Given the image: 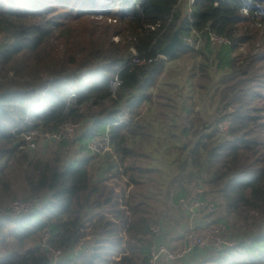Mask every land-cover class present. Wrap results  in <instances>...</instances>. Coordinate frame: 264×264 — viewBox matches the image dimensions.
I'll return each mask as SVG.
<instances>
[{
	"label": "trees",
	"instance_id": "obj_1",
	"mask_svg": "<svg viewBox=\"0 0 264 264\" xmlns=\"http://www.w3.org/2000/svg\"><path fill=\"white\" fill-rule=\"evenodd\" d=\"M98 1L0 0V264H51L50 248L91 241L90 257L69 254L63 264H148L160 241L152 225L173 231L172 252L182 247L181 199L212 205L209 224L230 239L254 233L191 259L264 264V0H194L189 14L178 0ZM175 30L198 34L199 44L165 60L157 52ZM207 31L227 42L211 44ZM184 58L194 61L186 81L196 96L212 88V120L166 74ZM74 123H92L75 139L76 158L20 148L24 134ZM105 131L110 151L91 154L88 142ZM161 146L167 172L156 166ZM13 201L33 207L13 216Z\"/></svg>",
	"mask_w": 264,
	"mask_h": 264
},
{
	"label": "built area",
	"instance_id": "obj_2",
	"mask_svg": "<svg viewBox=\"0 0 264 264\" xmlns=\"http://www.w3.org/2000/svg\"><path fill=\"white\" fill-rule=\"evenodd\" d=\"M178 3L184 8V11L189 14L191 11L190 6L194 3V0H178ZM242 13H246V10L242 9ZM156 25L158 26V24ZM151 29L153 30L154 27H151ZM207 38L213 45H220L224 42H227L223 37L217 35L212 31H207ZM113 40L117 41L118 38L113 37ZM199 40V35L196 34L195 38L188 36L182 39V42L183 44L191 48H197ZM135 55L136 54H134V56ZM109 86L111 95L114 96V93L120 86V80L117 77L114 78L109 83ZM91 125L92 123L66 124L54 133L42 134L31 132L28 134H24L22 137L23 146H21L20 148H24L31 152L36 151L39 145V140L47 144L59 143L63 141L73 142L77 138V136L80 137L82 135L81 133L83 131H86ZM220 128L222 131H225L227 129L225 125H221ZM110 147L111 141L107 131H105L102 135L93 137L87 144L88 151L91 154L98 156H103L108 153L110 151ZM189 189L193 190L197 194L202 193V188L195 186L194 183H191V185H189ZM178 203L179 205L184 207L187 220V228L181 232L182 247L179 250L172 252L169 249V244L158 241V243L156 242L150 248V259L148 261V264H159L162 259L168 262H176L192 255L197 251L204 254L210 250L219 251L223 248L234 247L235 242L228 238V231L224 225H209L207 227H203L205 229L202 230V227H198L193 222L194 219L201 213L209 215L213 210L212 205L206 206L201 200H195L192 204L187 205L186 202L181 199ZM32 207L33 204H31L30 202L13 201L9 204L6 213L13 216L22 215L24 213L27 214L28 212H30ZM164 221L165 220H163V222ZM161 230V223L154 224L150 228L151 233L154 234L156 238H158V236L160 235ZM49 236V232L44 233L42 238L39 240V244L43 247H47V240L49 239ZM93 247L94 242L91 241L85 247H77L76 249L68 251L67 253H64L60 249L50 248L49 253L51 257V264L65 263L68 259L69 254H75L79 257L88 258L92 254Z\"/></svg>",
	"mask_w": 264,
	"mask_h": 264
},
{
	"label": "rangeland",
	"instance_id": "obj_3",
	"mask_svg": "<svg viewBox=\"0 0 264 264\" xmlns=\"http://www.w3.org/2000/svg\"><path fill=\"white\" fill-rule=\"evenodd\" d=\"M98 3L105 4L107 2L101 0V1H98ZM243 49L244 48L239 49L237 51L243 52L244 51ZM192 63H194V61L191 59H187V58L180 59L177 61H170V62H168V66L166 68V74L170 75V79L172 80V81H170L171 83H174V84L180 86L181 88H183L182 94L187 93L186 95H189L188 92L193 91L194 98L198 103L199 112H201V114L204 115L203 119H206L207 121H209V120L214 119V117H215L214 113H215V109H216L215 105L211 104V101H210V98L212 95V88L210 89V91L206 95H204L202 97H199L198 95L196 96V93H195L196 91H194L191 88V82L186 81V77L188 75L187 72L191 68ZM226 124L227 123L224 122L221 125L226 126ZM226 128H227V126H226ZM77 141L78 140L71 142L69 147L62 146L60 148V146H58V145L57 146H51V147H45L44 145H46L47 143L39 140V145H38L37 150L38 151L44 150V152H45L44 158L52 157L51 155H53V154H56L57 156L62 157L63 155L66 156L67 153H69L68 158H76L77 151L80 148V143ZM157 142H160V141L157 140ZM48 145H53V143L48 144ZM164 148L165 147H163V146L157 147L156 152L154 154L156 155L155 157L157 159V161H156L157 165L156 166H158L159 168L162 167L166 171L167 170V162H166L167 158L165 157V154H164ZM68 149H69V152L67 151ZM159 165H161V167ZM253 234L254 233H251V231H249V230H240L238 232L232 233L231 240L232 241L242 240V239L246 238L247 236L253 235ZM202 260H203V258L200 257L198 262L196 261L195 263L198 264Z\"/></svg>",
	"mask_w": 264,
	"mask_h": 264
},
{
	"label": "crops",
	"instance_id": "obj_4",
	"mask_svg": "<svg viewBox=\"0 0 264 264\" xmlns=\"http://www.w3.org/2000/svg\"><path fill=\"white\" fill-rule=\"evenodd\" d=\"M193 222H194L198 227H202V228L211 225V224H209V223H210V220L208 219V214H205V213H201V214H199V215L194 219ZM202 228H201V229H202ZM199 229H200V228H199ZM171 232H173V231H170L168 228L163 227L162 230H161V232H160V235L158 236V239H159L160 241L164 242V243L170 244V246H171L172 243H169V242L166 241V239H170V238H171ZM194 255H195V252L192 254V256L189 257V258H190L189 260H191L192 264H195V260L191 259L192 257L194 258ZM198 257H199V256H198ZM186 258H187V257H185V258L182 259V260L176 261V262H168V261L162 259V260L159 262V264H176V263H178V262L181 263L182 261L187 260ZM192 260L194 261V263H193ZM191 262H188V264H191Z\"/></svg>",
	"mask_w": 264,
	"mask_h": 264
},
{
	"label": "water",
	"instance_id": "obj_5",
	"mask_svg": "<svg viewBox=\"0 0 264 264\" xmlns=\"http://www.w3.org/2000/svg\"><path fill=\"white\" fill-rule=\"evenodd\" d=\"M182 46L183 42L179 36V32L178 30H175L168 43L157 52V55L165 60H168L173 57L177 50Z\"/></svg>",
	"mask_w": 264,
	"mask_h": 264
}]
</instances>
